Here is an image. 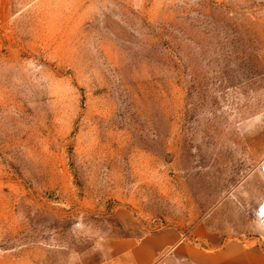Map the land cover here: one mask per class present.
<instances>
[{"label": "rangeland", "instance_id": "rangeland-1", "mask_svg": "<svg viewBox=\"0 0 264 264\" xmlns=\"http://www.w3.org/2000/svg\"><path fill=\"white\" fill-rule=\"evenodd\" d=\"M263 164L264 0H0V254L261 237Z\"/></svg>", "mask_w": 264, "mask_h": 264}, {"label": "crops", "instance_id": "crops-1", "mask_svg": "<svg viewBox=\"0 0 264 264\" xmlns=\"http://www.w3.org/2000/svg\"><path fill=\"white\" fill-rule=\"evenodd\" d=\"M264 173V172H262ZM115 247L89 251L70 264H264L261 237L165 228L138 241L120 240ZM0 264H38L28 255L0 254Z\"/></svg>", "mask_w": 264, "mask_h": 264}, {"label": "built area", "instance_id": "built-area-1", "mask_svg": "<svg viewBox=\"0 0 264 264\" xmlns=\"http://www.w3.org/2000/svg\"><path fill=\"white\" fill-rule=\"evenodd\" d=\"M261 171L264 172V164L261 166ZM261 215H263L262 218H264V208H261Z\"/></svg>", "mask_w": 264, "mask_h": 264}]
</instances>
